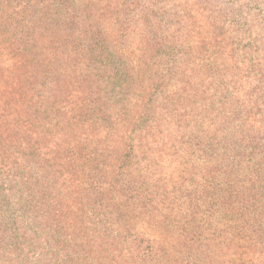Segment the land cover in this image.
Returning a JSON list of instances; mask_svg holds the SVG:
<instances>
[{
    "label": "trees",
    "instance_id": "trees-1",
    "mask_svg": "<svg viewBox=\"0 0 264 264\" xmlns=\"http://www.w3.org/2000/svg\"><path fill=\"white\" fill-rule=\"evenodd\" d=\"M261 220L264 0H0V264H197Z\"/></svg>",
    "mask_w": 264,
    "mask_h": 264
},
{
    "label": "rangeland",
    "instance_id": "rangeland-1",
    "mask_svg": "<svg viewBox=\"0 0 264 264\" xmlns=\"http://www.w3.org/2000/svg\"><path fill=\"white\" fill-rule=\"evenodd\" d=\"M187 201V194L180 193L177 194L176 199L172 200V203H170L173 204L177 202L176 205L180 206L182 210H185ZM167 203L168 202H162L160 197H157L155 201V211H148L137 220L138 229L141 233L150 234L152 231V233L155 234L154 230L150 229L149 225V221L153 217L160 223L164 222L163 219H165L166 216H171L177 220V217L174 215L180 211L179 208L177 209L175 205L174 211H172V206H168ZM197 217L199 220L202 219L200 215ZM179 224H183V222L176 223V225L171 222L170 226L166 227L163 225V227H158L156 230L158 231L157 234H160L162 238L168 241L173 240L169 242L170 244L176 242L180 244L178 235L181 232V226L178 227ZM218 225L221 227L220 224ZM205 226L208 227L207 224H205ZM215 227L218 228L216 222L213 224V229H215ZM214 238H216L215 245L210 248V256H201V260L199 257V262H197V264H264V221L261 220L259 224L255 226H249V223L247 225H237L231 232L227 230V234H223L220 238H217V236ZM180 246L182 247V244H180ZM170 251L173 252L172 257L177 258V256H175L177 254L176 251L173 249H170Z\"/></svg>",
    "mask_w": 264,
    "mask_h": 264
}]
</instances>
